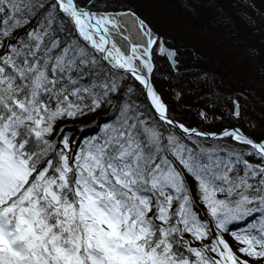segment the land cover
<instances>
[{"label": "snow or ice", "instance_id": "1", "mask_svg": "<svg viewBox=\"0 0 264 264\" xmlns=\"http://www.w3.org/2000/svg\"><path fill=\"white\" fill-rule=\"evenodd\" d=\"M116 27L80 0H0V264L264 261V140L177 124L144 74L156 41L124 55ZM102 61L130 73L171 128L123 103L83 143L58 131L112 102L119 85ZM209 135L248 147L192 139Z\"/></svg>", "mask_w": 264, "mask_h": 264}, {"label": "trees", "instance_id": "2", "mask_svg": "<svg viewBox=\"0 0 264 264\" xmlns=\"http://www.w3.org/2000/svg\"><path fill=\"white\" fill-rule=\"evenodd\" d=\"M80 2L92 9H131L157 34L152 80L167 105L169 115L186 125H198L209 130L239 125L252 137L264 138V0ZM161 43L175 49V69L165 56L156 51ZM102 63L105 64L104 61ZM108 70L109 76L115 73L112 78L119 85L118 92L110 96L112 102L105 103L101 109L85 117L59 121L58 131L63 129V135L83 143L98 135L101 127L115 115L116 106L123 103L138 106L150 126L155 122L161 131L171 128L159 121L146 103L141 85L129 73ZM234 99L239 103V117L234 115ZM201 110L213 114L212 120H203ZM59 138L52 137L57 141ZM192 139L205 147L225 144L236 148L248 147L229 138L193 136ZM247 158L258 162L253 157ZM230 227L235 230L244 224ZM225 239L234 251L241 246L231 236ZM193 246H196L195 242ZM236 254L241 255L238 251ZM208 255L213 254L209 252ZM249 264H264V261L250 260Z\"/></svg>", "mask_w": 264, "mask_h": 264}, {"label": "bare ground", "instance_id": "3", "mask_svg": "<svg viewBox=\"0 0 264 264\" xmlns=\"http://www.w3.org/2000/svg\"><path fill=\"white\" fill-rule=\"evenodd\" d=\"M98 11L113 10L99 9ZM104 14L112 16L117 21V27L110 29L109 38L122 54L131 55L132 46H137L139 51L142 52L143 49L148 46L149 39L151 38L154 40L153 34L145 26L143 30H141L139 27L141 21L133 13L128 12L127 9H124V11L120 12H110ZM111 46V43L107 45V47ZM168 48L172 49L175 53L174 48ZM133 63L139 68L140 65L138 60L134 59Z\"/></svg>", "mask_w": 264, "mask_h": 264}, {"label": "water", "instance_id": "4", "mask_svg": "<svg viewBox=\"0 0 264 264\" xmlns=\"http://www.w3.org/2000/svg\"><path fill=\"white\" fill-rule=\"evenodd\" d=\"M91 10V9H90ZM92 12H94V13H96V14H98V15H100V14H104V13H110V12H114V11H98V10H91ZM115 12H118V11H115ZM141 20V19H140ZM162 46H163V48L165 49V52H174L172 49H170V48H168V47H166L164 44H162ZM168 58V57H167ZM168 61L170 62V64L171 65H174V63H175V59H174V56L172 57V59L170 60L169 58H168ZM120 70H123V69H120ZM145 75H147L148 76V78L150 79V81H151V74H147L146 72H145ZM152 83V82H151ZM142 88H143V95H144V98L146 99V101H147V103L150 105V107L153 109V111H154V108L151 106V103H150V99L147 97V95H146V90L144 89V87L142 86ZM154 113H155V111H154ZM156 114V113H155ZM157 115V114H156ZM158 116V115H157ZM170 117V116H169ZM172 120H174L177 124H182V123H180V122H178L177 120H175L174 118H172V117H170ZM185 126V125H184ZM186 127V126H185ZM187 128H189V129H195V130H197V131H199V132H201V133H208V134H212V133H216V134H220V133H222L225 129H227V130H233V129H238L241 133H243L245 136H247V137H249V138H251L252 140H254L251 136H249V135H247V134H245L238 126H233V127H224V128H222V129H220V130H218V131H215V132H209V131H206V130H204V129H201V128H199V127H197V126H191V127H187ZM207 137H209V138H212L211 137V135H209V136H207ZM262 140H264V139H261V140H254V141H256V142H259V141H262Z\"/></svg>", "mask_w": 264, "mask_h": 264}, {"label": "rangeland", "instance_id": "5", "mask_svg": "<svg viewBox=\"0 0 264 264\" xmlns=\"http://www.w3.org/2000/svg\"><path fill=\"white\" fill-rule=\"evenodd\" d=\"M156 51L158 52L159 51V46L156 48ZM161 55V54H160ZM157 56V55H156ZM162 58V57H161ZM160 58V59H161ZM138 82V81H137ZM139 83V82H138ZM177 92H179V91H177ZM179 95H177V97H178ZM209 115H211L210 113H208V114H206L204 117H203V120H205V121H210V120H212V117H208ZM213 115V114H212Z\"/></svg>", "mask_w": 264, "mask_h": 264}]
</instances>
